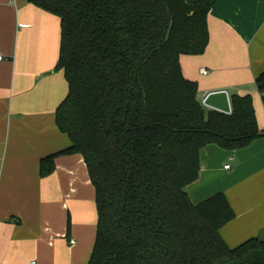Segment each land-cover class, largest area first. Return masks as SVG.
<instances>
[{
	"label": "trees",
	"instance_id": "obj_1",
	"mask_svg": "<svg viewBox=\"0 0 264 264\" xmlns=\"http://www.w3.org/2000/svg\"><path fill=\"white\" fill-rule=\"evenodd\" d=\"M217 0H29L61 21L56 70L68 94L56 124L81 155L95 189L97 235L87 264H264V240L231 249L220 229L235 218L226 195L194 205L200 153L249 147L264 136L252 96L232 112L208 109L181 56L204 55ZM264 95V72L256 79ZM70 229V221L68 222Z\"/></svg>",
	"mask_w": 264,
	"mask_h": 264
},
{
	"label": "crops",
	"instance_id": "obj_2",
	"mask_svg": "<svg viewBox=\"0 0 264 264\" xmlns=\"http://www.w3.org/2000/svg\"><path fill=\"white\" fill-rule=\"evenodd\" d=\"M208 26L205 54L180 58L184 77L198 84L202 102L229 89L252 96L264 132L256 86L264 72V0H217ZM60 46L59 17L29 0H0V264H87L93 253L98 214L83 157L59 156L54 172L40 175L42 159L71 147L56 124L68 94L56 70ZM200 168L187 192L194 205L226 195L235 212L219 231L226 245L264 240V136L237 151L207 146Z\"/></svg>",
	"mask_w": 264,
	"mask_h": 264
},
{
	"label": "water",
	"instance_id": "obj_3",
	"mask_svg": "<svg viewBox=\"0 0 264 264\" xmlns=\"http://www.w3.org/2000/svg\"><path fill=\"white\" fill-rule=\"evenodd\" d=\"M236 96V91L229 89L221 92H214L206 96L203 104L212 109L225 114H231L232 105L230 99Z\"/></svg>",
	"mask_w": 264,
	"mask_h": 264
},
{
	"label": "built area",
	"instance_id": "obj_4",
	"mask_svg": "<svg viewBox=\"0 0 264 264\" xmlns=\"http://www.w3.org/2000/svg\"><path fill=\"white\" fill-rule=\"evenodd\" d=\"M28 26H26V25H20V28H27ZM2 59V58H1ZM201 73L203 74V75H208V71L207 70H204V69H202L201 70ZM225 169H230V166H227ZM74 242V241H73ZM32 264H34V263H32Z\"/></svg>",
	"mask_w": 264,
	"mask_h": 264
}]
</instances>
